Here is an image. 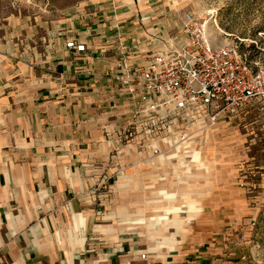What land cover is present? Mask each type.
<instances>
[{
  "label": "crops",
  "instance_id": "1",
  "mask_svg": "<svg viewBox=\"0 0 264 264\" xmlns=\"http://www.w3.org/2000/svg\"><path fill=\"white\" fill-rule=\"evenodd\" d=\"M164 28L150 0H0V264H217L235 249L245 194L223 180L200 187L202 202L192 196L198 187H178L163 165L188 151L183 158L200 160L201 134L182 149L155 137L165 154L153 156L114 77L160 48ZM155 162L158 170L138 172ZM140 174L160 177L143 187L162 201L178 191L186 201L160 200L158 214L145 205L148 214L126 220L142 232L116 229L104 216V189L136 187ZM214 187H228L219 207L231 211L204 217L199 206L216 212ZM216 218L233 224L225 236Z\"/></svg>",
  "mask_w": 264,
  "mask_h": 264
},
{
  "label": "rangeland",
  "instance_id": "2",
  "mask_svg": "<svg viewBox=\"0 0 264 264\" xmlns=\"http://www.w3.org/2000/svg\"><path fill=\"white\" fill-rule=\"evenodd\" d=\"M67 1L73 6L80 0ZM150 1H153L156 11L166 22V28L159 32L162 37L169 35L184 37L185 14L190 13L193 21L203 26L205 37L211 45L235 46L252 65L254 61L264 63V0ZM54 2L56 5L62 4V0ZM55 14L57 15V12ZM200 134V144L196 150L200 151L201 159L196 160L194 153L192 158L195 161L189 162L190 156L183 158L189 151L182 152L183 154L179 156L181 162L177 163L178 161L173 159L163 165L170 171L168 177L172 178L178 187L188 185L198 187L192 196L202 202L206 194L200 187L211 184L216 186L223 180L239 187L245 194L240 212V215H244L232 228L235 234V249L227 251L226 248L222 252V261L217 264H264V118L257 110L250 109L214 127L206 128ZM157 165V162L150 165L145 163L139 165L137 169L140 173L142 170L145 171L144 167H151L155 171L158 170ZM207 168L210 170L209 173L205 171ZM176 175H179L178 178ZM150 178L151 183H158L160 179L158 175L146 177L140 174L136 177V187H127L128 189L123 190H118L117 187L104 189V216H111L109 221L114 228L142 232L143 224L130 223L126 220L139 216L140 212H146L143 207L149 203L151 214L163 213L153 212L154 209L163 207H155L161 200L158 194L143 187L144 183H149ZM227 189L228 187H214L209 192L208 199L210 204L215 205L216 212L210 208L201 209L199 206L201 215L222 216L230 212L228 207H219L222 205L221 200L224 199L223 191ZM182 194H184L182 191L176 192V197L170 204L167 203L170 199L161 201L166 202L167 208L179 206L186 201ZM202 202L200 203L203 204ZM184 209L186 208H182ZM128 213L130 215H127ZM204 217L200 218L199 222L206 223ZM204 223H199V226L206 225ZM232 225L218 223L216 218L215 231L218 236H225L226 228Z\"/></svg>",
  "mask_w": 264,
  "mask_h": 264
},
{
  "label": "built area",
  "instance_id": "3",
  "mask_svg": "<svg viewBox=\"0 0 264 264\" xmlns=\"http://www.w3.org/2000/svg\"><path fill=\"white\" fill-rule=\"evenodd\" d=\"M193 20L186 13L184 37H161L160 48L114 74L153 156L165 154L155 137L182 149L204 129L250 109L264 118V63L252 65L235 46L211 45ZM66 45L84 50L74 41Z\"/></svg>",
  "mask_w": 264,
  "mask_h": 264
}]
</instances>
